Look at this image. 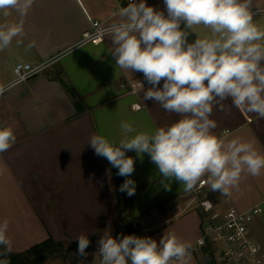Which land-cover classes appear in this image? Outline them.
<instances>
[{
	"label": "crops",
	"instance_id": "crops-1",
	"mask_svg": "<svg viewBox=\"0 0 264 264\" xmlns=\"http://www.w3.org/2000/svg\"><path fill=\"white\" fill-rule=\"evenodd\" d=\"M147 3L163 8V0ZM254 3L264 12V0ZM121 7L119 0H35L25 17L0 13V25L23 24L22 35L0 51V121L11 126L17 138L13 147L0 154V168L5 169L0 175V220L9 221L10 254H22L51 239L73 248L44 264H67L69 254L78 249L75 238L88 234V255L76 257L83 264H100L97 241L107 229L116 237L117 232L127 235L131 227L133 235L157 241L168 230L191 245L200 237L203 215L198 199L175 181L165 190L147 154L141 160L135 151L126 153L135 159L130 178L136 182V192L129 197L119 191L125 177L118 176V170L87 144L94 133L118 141L122 121L133 123L138 131H154L177 118L152 100L145 101V107L141 85L135 93L119 87L140 84L143 74L134 73L132 78L115 68L107 51L110 38L81 43L92 22L105 26L115 21ZM255 19L264 26L259 12ZM195 38L191 34L190 42ZM16 63L43 65V69L25 82L12 84ZM148 87L145 82L144 88ZM213 118L217 135L253 142L264 154V120L235 108L230 114L214 112ZM202 191L201 199L215 209L244 211L264 200V170L260 176L244 173L239 189L230 196L210 190L207 184ZM254 224L264 235V217ZM201 262L200 251L186 258V264ZM214 264L220 263L214 260Z\"/></svg>",
	"mask_w": 264,
	"mask_h": 264
},
{
	"label": "clouds",
	"instance_id": "clouds-1",
	"mask_svg": "<svg viewBox=\"0 0 264 264\" xmlns=\"http://www.w3.org/2000/svg\"><path fill=\"white\" fill-rule=\"evenodd\" d=\"M34 3L0 0V13L25 17ZM257 12L264 16L254 0H163V8L147 0H128L119 9L118 19L98 28L96 35L102 41L111 40L107 51L115 68L132 78L134 73L143 74V82L139 81L143 105L152 100L177 117L154 131H138L133 123L122 121L118 141L91 135L87 144L95 155L125 177L121 193L131 197L136 192V182L130 178L135 159L126 154L129 151L141 160L145 154L150 157L165 190L173 181L186 193L206 183L210 190L230 196L239 189L244 173L261 175L264 154L253 142L217 135L213 118L214 112L230 114L235 108L264 120V26L257 23ZM22 33V22L0 25V51ZM193 33L196 38L190 42ZM229 99L231 104L226 103ZM16 139L11 126L0 127V154L13 147ZM4 171L0 168V175ZM107 172L110 179L111 169ZM8 230L9 221L0 220V264H10ZM75 239L78 249L73 255L86 257L88 234ZM191 247L168 230L157 241L137 235L114 237L107 229L97 241L95 255L99 254L100 264H186Z\"/></svg>",
	"mask_w": 264,
	"mask_h": 264
},
{
	"label": "built area",
	"instance_id": "built-area-1",
	"mask_svg": "<svg viewBox=\"0 0 264 264\" xmlns=\"http://www.w3.org/2000/svg\"><path fill=\"white\" fill-rule=\"evenodd\" d=\"M122 7L128 0H119ZM150 0H147V2ZM255 12V11H254ZM101 25L91 23V31L82 34V44H96L101 39L96 35ZM43 69V65L32 66L29 63H16L13 66V82L18 84L25 82ZM140 84L122 83L119 87L129 93H135ZM1 94V92H0ZM138 108V107H134ZM0 127H3L0 121ZM199 185L191 191L194 198L198 199L203 218L201 222V234L192 244L189 254L200 251L206 245L213 248L215 261L231 264H264V246L257 243L250 235L251 222L259 217H264V200L244 210L220 211L215 209L207 199H201L202 188Z\"/></svg>",
	"mask_w": 264,
	"mask_h": 264
},
{
	"label": "trees",
	"instance_id": "trees-1",
	"mask_svg": "<svg viewBox=\"0 0 264 264\" xmlns=\"http://www.w3.org/2000/svg\"><path fill=\"white\" fill-rule=\"evenodd\" d=\"M73 248H64L61 244L47 239L44 242L28 249L22 254H9L7 259L10 264H44L51 257H63ZM202 262L201 264H214L213 248L210 245L200 249Z\"/></svg>",
	"mask_w": 264,
	"mask_h": 264
},
{
	"label": "rangeland",
	"instance_id": "rangeland-1",
	"mask_svg": "<svg viewBox=\"0 0 264 264\" xmlns=\"http://www.w3.org/2000/svg\"><path fill=\"white\" fill-rule=\"evenodd\" d=\"M256 220V219H255ZM253 220L249 226V229L251 231V235H252V238L259 244L261 245H264V235H262L260 229L257 227V224H254V221ZM119 235V233L117 232V236ZM127 235H133V232H132V228L131 227H128V232H127ZM67 264H83L79 261V259L74 256L73 254H69V256L67 257ZM48 264H51L50 262ZM221 264V263H220ZM222 264H226V263H222ZM227 264H231V263H227Z\"/></svg>",
	"mask_w": 264,
	"mask_h": 264
}]
</instances>
